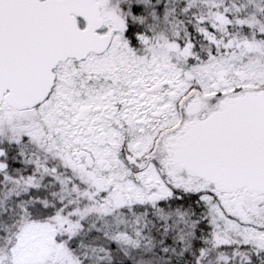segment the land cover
<instances>
[{
  "label": "rangeland",
  "instance_id": "obj_1",
  "mask_svg": "<svg viewBox=\"0 0 264 264\" xmlns=\"http://www.w3.org/2000/svg\"><path fill=\"white\" fill-rule=\"evenodd\" d=\"M127 1L151 3L152 22L160 26L151 38L152 49L160 56L159 60L167 57L168 79L182 88L183 94L179 96L184 95V100L196 94L222 96L246 88H264V24L254 18L248 26L255 27L257 33L246 36L237 30L232 18L239 4L243 7L256 2L258 5L260 0H231L227 5L224 0L219 4L215 2L218 0L202 2L206 7L199 10V45L191 35L182 42L185 36L182 30L176 33L167 27L171 12L167 10L168 0ZM162 5L167 11L160 19L153 9ZM186 5L184 10L188 12L189 8L199 6L200 1L186 0ZM105 15L115 26L124 25L125 18L117 9L107 7ZM56 129L49 101L26 112L0 109V145L22 143L32 154V160L36 157L34 162L29 157L27 164L41 167L42 172L26 179L20 176V171H14L13 179L5 175L11 182V190L26 202L19 203L17 210L0 209L7 218L11 216L8 213L18 216L16 221L9 218L6 222V217L0 214L1 223L6 224V235L2 236V232L0 235V264H163L172 261L168 254L174 253L173 249L180 244L182 251L188 249L186 243L192 242L196 230L197 221H189L186 212L168 210L180 202L182 195L199 196L198 201L207 208L208 222L214 228L208 245L191 259V264H250L252 254L264 255V213L253 223L232 216L210 187L197 189L171 184L156 162L142 151L117 155L100 152L96 154L95 168L77 167L71 153L57 157L52 150ZM147 148L148 145L143 149ZM3 153L0 149V171L6 170L1 160ZM129 158L134 164L127 165ZM60 166L64 169L60 170ZM52 181L58 182L59 189L50 187ZM14 204L8 201L6 205ZM29 207L35 220L22 222L20 217ZM182 225L188 227L183 229ZM166 236L173 238L171 244ZM232 243L238 244L233 249L243 246L247 251L227 254L220 250ZM184 254L178 256L184 257Z\"/></svg>",
  "mask_w": 264,
  "mask_h": 264
},
{
  "label": "water",
  "instance_id": "obj_2",
  "mask_svg": "<svg viewBox=\"0 0 264 264\" xmlns=\"http://www.w3.org/2000/svg\"><path fill=\"white\" fill-rule=\"evenodd\" d=\"M101 24L95 0H0V107L41 106L59 63L106 49L96 33ZM182 111L180 124L160 137L148 158L171 184L208 186L229 214L255 222L264 213V88L196 94ZM81 154L91 165L92 155Z\"/></svg>",
  "mask_w": 264,
  "mask_h": 264
},
{
  "label": "flooded vegetation",
  "instance_id": "obj_3",
  "mask_svg": "<svg viewBox=\"0 0 264 264\" xmlns=\"http://www.w3.org/2000/svg\"><path fill=\"white\" fill-rule=\"evenodd\" d=\"M95 1L102 20L96 33L103 42L100 48L106 41V49L91 50L83 60L58 64L48 99L57 126L52 150L57 157L71 153L81 168H95L100 152L117 155L142 151L148 157L160 137L183 118L182 88L168 79L167 57L159 60L152 49L151 38L157 29L151 18V3ZM107 7L117 9L125 18L122 28L106 17ZM78 21L80 28L87 30V22ZM146 145L149 148L143 149ZM82 152L92 155L91 165ZM129 159L127 165L134 164Z\"/></svg>",
  "mask_w": 264,
  "mask_h": 264
},
{
  "label": "trees",
  "instance_id": "obj_4",
  "mask_svg": "<svg viewBox=\"0 0 264 264\" xmlns=\"http://www.w3.org/2000/svg\"><path fill=\"white\" fill-rule=\"evenodd\" d=\"M161 1L165 2V0H161ZM199 1H200V5H199L200 8L199 6L196 5L195 7L196 10L193 8H189L188 12H185L184 9H186L187 7L186 0H168L169 3H168L167 10L171 12H169L168 19L170 22L167 24V27L171 30H174V32L176 33H179L180 30H182V32L185 34V36L182 38V42H185L187 38L189 39L191 35L193 37L194 43L199 45V32H200V24L198 22V18H200L199 10L201 11L205 9L204 7L206 6L202 2H206L207 0H199ZM215 2L219 4L222 1L218 0ZM229 2H231V0H224L225 5H227V3ZM242 2H245V0H242ZM216 5H213L214 9L216 8ZM217 6L221 7L219 5ZM258 6H260L262 9L260 10ZM167 10L164 9L162 5V7L160 6L158 8H154L153 12H155L156 15L160 17V19H162L163 17H165L164 15ZM232 18H233L234 26H236L238 28L237 30H239L242 34H246V36H248L249 34L252 35V34L257 33V29L255 27H253L252 25L251 26H248V25L251 24L254 18L257 19L260 22V24L262 25L264 24V0H260V3L258 5L256 2L250 3L248 5L244 4L243 7L241 6V4H239L238 9H236V12L234 11V15ZM162 23H165L164 19ZM158 27L160 26H157L154 23V28L157 29ZM0 149L4 151L1 160L2 162L6 164V170L0 171V209L1 211H3L4 209L8 210L9 208L16 209L17 208L16 206L19 203H22L25 205L26 200L21 201V197L16 196L17 194L15 190L14 189L11 190V185H10L11 182L5 179V175L8 177V179H13L16 177V174L14 173V171H20V174H21L20 176L24 179L29 178V177H37L39 176L38 173H42L40 171L41 167H36L33 164L31 165L27 164L26 161L28 160L29 157H31V160H32V154L24 147L22 143L20 144L14 143V144H9V145L3 144V145H0ZM35 160H36V157L34 156V160H32V162H34ZM39 160L41 159L39 158ZM52 163L53 162L51 161L50 164ZM59 169L63 170L64 168L60 166ZM50 187L59 189L58 182L52 181ZM182 196L183 198L180 200V202L178 204H174V206L168 210L172 212L177 210L180 213L186 212L187 213L186 215L190 217L189 221H192V222H195V220L197 221L196 230L194 232L195 234L194 239H192V242L188 241L186 243V246H188V249H186L185 251H182L181 244L179 246H176V248L173 249L175 252L174 253L170 252L168 254V258L170 260L172 259V261H168L163 264H191V259L198 256L200 252L203 249H205L206 245H208L207 240H209L210 238V232L211 230H214V228L211 227L208 222L209 220L208 215L205 213V212H208V211H205L207 210V208L203 204L199 203L198 201L199 196H196V195H191V196L182 195ZM8 201L15 202V204L12 206L6 205ZM49 201H52V199L50 198ZM29 206L34 207V205H29ZM38 207L41 210L44 209L43 206H38ZM30 209L31 207L26 209L23 215L24 217L21 215L20 219L23 220L22 222H24L25 220H26L25 222H27L28 220H35L34 216H32V212L30 211ZM168 212L169 211H166V213ZM0 214L2 215L1 212ZM8 214L11 215L9 218H11L12 222L16 221V219L18 218V216L12 215L11 213H8ZM2 217L3 218L6 217L5 219L6 222L9 221V218H7V214H5L4 216L2 215ZM203 217H205V220ZM1 221H0V230H1L0 235L2 232L3 234L2 236H5L6 234H5L4 226H6V224L1 223ZM18 222L19 221L14 222V223L18 224ZM182 227L183 229H186L188 226L182 225ZM180 231H182L181 228H180ZM166 240L171 244V241H173V238L170 236H166ZM237 245H238L237 243H232L231 245H224V247H221L220 250L223 253L225 250L227 254L230 251L232 254V252L235 250H238L243 253L247 251V249H245L243 246L233 249ZM180 253H185L184 257L178 256V254ZM186 260H189V261H186ZM119 264H131V263L123 262ZM229 264H244V263L233 262ZM250 264H264V255L260 252H256V254H252L250 256Z\"/></svg>",
  "mask_w": 264,
  "mask_h": 264
}]
</instances>
